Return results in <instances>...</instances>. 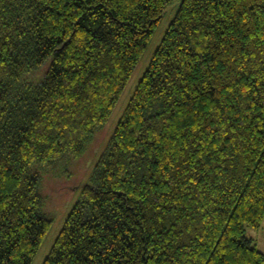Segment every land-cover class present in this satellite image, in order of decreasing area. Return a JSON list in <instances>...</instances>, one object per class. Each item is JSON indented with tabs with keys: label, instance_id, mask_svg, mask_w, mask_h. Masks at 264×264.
Masks as SVG:
<instances>
[{
	"label": "trees",
	"instance_id": "trees-1",
	"mask_svg": "<svg viewBox=\"0 0 264 264\" xmlns=\"http://www.w3.org/2000/svg\"><path fill=\"white\" fill-rule=\"evenodd\" d=\"M173 0H0V264L52 224L42 167L114 114ZM264 0H182L43 264H264Z\"/></svg>",
	"mask_w": 264,
	"mask_h": 264
},
{
	"label": "rangeland",
	"instance_id": "rangeland-1",
	"mask_svg": "<svg viewBox=\"0 0 264 264\" xmlns=\"http://www.w3.org/2000/svg\"><path fill=\"white\" fill-rule=\"evenodd\" d=\"M181 2L182 0H173L165 12L114 114L96 132L82 156L77 159L65 158L54 165L42 167L41 194L44 200L42 212L52 220V224L32 264H43L48 256L70 210L78 200L81 187L89 181L96 162L103 154L116 126L124 115L130 99L148 69L166 31L174 20ZM263 229L264 222L260 229L247 228L246 230V235L255 239L258 249L262 252H264Z\"/></svg>",
	"mask_w": 264,
	"mask_h": 264
},
{
	"label": "crops",
	"instance_id": "crops-1",
	"mask_svg": "<svg viewBox=\"0 0 264 264\" xmlns=\"http://www.w3.org/2000/svg\"><path fill=\"white\" fill-rule=\"evenodd\" d=\"M263 231H264V229H263ZM254 239V238H253ZM255 240V239H254Z\"/></svg>",
	"mask_w": 264,
	"mask_h": 264
}]
</instances>
